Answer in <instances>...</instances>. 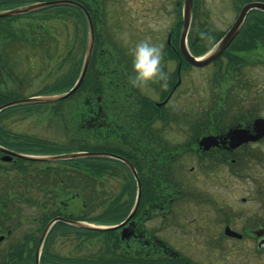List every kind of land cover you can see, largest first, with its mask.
Listing matches in <instances>:
<instances>
[{"label": "flooded vegetation", "instance_id": "obj_1", "mask_svg": "<svg viewBox=\"0 0 264 264\" xmlns=\"http://www.w3.org/2000/svg\"><path fill=\"white\" fill-rule=\"evenodd\" d=\"M74 1L83 9L69 5L66 10L72 30L67 32L63 48L59 47V39L63 40L59 34L64 30L59 24V10L42 8L0 16V107L4 105L0 110V264H195L190 255L172 247L164 237L186 241V235L192 232H186L180 218L175 219L184 210V204L190 202L193 206L196 202L197 211V203L202 200L211 207L221 204L216 202L218 184L221 182L225 189L228 180L224 182L225 176L219 178L218 171L226 168V176H246L248 149L264 138L230 149L229 131L234 126H248L254 134L250 127L252 112L232 113L227 123L225 116L230 115L229 111L201 112L190 120L183 109L186 74L191 69H201L188 66L180 49L181 30L177 29L178 23H182L185 0H116L113 6L108 0ZM34 2L0 0V12L18 10ZM251 3L264 4V0H193L191 23L196 24V31L190 30V37L219 41L235 24L243 6ZM225 6L231 13L221 15ZM209 7L215 8V15H210ZM112 8L116 19L110 23ZM88 17L93 26L91 49ZM214 23L226 26L221 28ZM144 39L162 49L166 87H162L164 81L159 77L141 87L129 82L130 49ZM89 50L85 87L81 93L67 98L69 126L78 135L73 131L68 136L73 135L70 141L85 145L87 141L99 143L93 147L100 153V178L103 183L110 178L118 185L113 197L117 207H90L85 199L81 206H74L79 205L76 192L63 193L68 196L58 202L57 191L43 194L42 184L37 182L35 190L28 191V187L34 186L26 176L25 100L43 94L46 89L51 94L57 92L59 55L69 57L71 73L78 70L73 86ZM250 52L264 62V11L258 8L247 12L222 58L228 67L244 69L251 62ZM241 55H247V59L243 60ZM43 62L48 65L44 67ZM48 83L44 90L37 88ZM178 99L176 107L174 102ZM215 104L216 101L212 106ZM206 136L217 137V144L207 149L199 146ZM188 154L195 166L187 170ZM47 164L44 175L50 174L45 171L49 169L57 178L58 162ZM187 171L196 173L193 181L187 180ZM79 178L84 182L90 179ZM139 184V204L134 208ZM258 189L262 191L261 187ZM260 194L263 196L264 192ZM130 201L132 206L128 207ZM261 201L264 207V197ZM241 202L246 203V199ZM177 203L179 208L174 207ZM234 215L206 208L197 215L201 224L196 231L211 232L214 238V232L220 228L215 242L227 238L245 243L242 258L247 264L252 252L261 259L264 235L256 237L254 231L264 230V221L257 217L251 225L249 217L244 221L242 237L235 238L226 234L227 228L234 230ZM171 222L177 223L179 237L175 236L176 231L173 235L166 232ZM208 248H213V244L208 243ZM210 261L207 264H215Z\"/></svg>", "mask_w": 264, "mask_h": 264}, {"label": "rangeland", "instance_id": "obj_2", "mask_svg": "<svg viewBox=\"0 0 264 264\" xmlns=\"http://www.w3.org/2000/svg\"><path fill=\"white\" fill-rule=\"evenodd\" d=\"M27 2H32L35 0H26ZM42 1H53V0H42ZM109 5L113 6L116 0H108ZM208 6V3H206ZM59 6V5H56ZM59 10L62 8H58ZM65 9V8H63ZM206 9V8H205ZM112 13L109 17V22H113L116 19V11L114 8L111 9ZM173 7L171 8V12L173 13ZM210 15H215L214 11L215 8H210ZM231 13L230 9L225 6L221 9V15H227ZM37 15V14H36ZM59 15V24L64 26L63 33L60 31V36L63 37V40L59 39V47L63 48L66 46L64 41L68 34L72 30V25L66 20V14H62L61 12L58 13ZM170 22L173 24L174 16L171 15ZM217 25L218 27L224 28L226 25L223 23H214L213 25ZM198 26V25H197ZM191 32L196 31V24L193 23L191 27ZM66 31V32H64ZM68 32V33H67ZM191 39L196 40L195 36L192 35ZM190 39V41H191ZM211 41L207 39H199L198 45L201 47H206L209 45ZM251 55H253L250 52ZM250 55L251 62L248 66L244 69L236 68L232 69V65L228 67V62L225 59L220 60L221 68L216 64H212L208 67L201 68V69H191L186 74V83H185V99L181 105L183 109L189 114V119L192 120L197 117L198 113L201 112H208L217 110V108L221 107V112L229 111L230 115L225 116V121L228 123L231 120V114H238L242 115L247 112H252L254 117L259 116L264 118V62L262 61L259 63L255 56ZM66 57V58H65ZM71 57V56H70ZM241 58L247 59V55H241ZM72 58V57H71ZM79 58V57H76ZM64 59L66 61H64ZM45 60L49 61V58H45ZM58 63V79L71 73L70 64L71 60L69 61V57L66 55H59L57 57ZM48 65L47 63L43 62V66L45 67ZM49 67H51L49 65ZM48 68V67H47ZM45 70V68H44ZM215 71H218L221 74L219 85L215 84L216 81L214 78ZM228 73L230 78L229 82H226L222 79L224 75ZM71 75V74H70ZM222 79V80H221ZM232 81V82H231ZM49 83L46 86H42L41 89L39 85L37 88L39 90H44L45 88L49 87ZM41 86V85H40ZM50 91V90H49ZM220 97L218 100L220 103L217 105L216 95ZM223 100H226L223 102ZM216 101V106L212 107L213 102ZM223 103V104H222ZM174 106H179V99L174 102ZM55 104H45V105H38V104H27L25 105L26 112V119L23 124V128L26 134V144H27V151H36L40 148H51L60 149L65 146V153H75L78 152L81 147L87 150V152H97L95 150L94 145H99L97 141H87L88 145L84 143H79L78 141H70L71 132L74 131V135L76 131L74 129H70L69 121H68V109L69 105L66 103L62 104V107ZM231 108V109H230ZM59 113V114H58ZM250 157L248 156L249 160V168L247 169V175L237 177L230 176L229 174L226 176V168L223 170L218 171L219 178L222 176L227 177L224 182H227L228 185L224 184V188H222V183L218 184L217 194L219 195V199H217V204L214 207H211L206 204V201L202 200L199 202L198 211L196 210L194 203L193 206H190V202L184 204V210L180 212V216H176V220L180 218L182 221V225H185L186 232L192 234L186 235V241L182 238V240L174 239L169 236H165L164 238L172 245V247L177 248L181 253H185L190 255V260L195 264H207L210 263V260H213L215 264H247L243 261L242 256L245 255L243 251H245V243L233 242L231 239L221 238L219 241L215 242L218 235L221 234V229L219 228L216 232H214V238L211 237V232L200 230L196 231V228H199L200 223V216L197 218V215H200L203 210L206 208L208 209H215L216 211L221 212H229L234 213V219L231 224L232 228L239 233L242 232L244 229V221L248 220L249 217L251 219V225H253L254 221L259 219L260 217L262 221H264V207L262 205L261 199L264 197L261 196L260 193L264 192V141L257 145H252L250 149ZM92 158H76L74 160L66 162H59V165L66 166L68 164L83 168L82 172L87 175L96 177L95 174L91 169H89V165L91 163ZM66 163V165H64ZM49 166L46 163H35L29 162L26 163V176L28 182L34 186V184L40 183L42 184V193L44 192H56L59 193L58 202L65 199L68 195H63V193H70V192H77L79 193V199L76 200L78 204L74 206H81L82 201L84 200L86 204L92 203L90 207L98 205L101 206V202L103 201L102 206H108L110 200L114 197L115 193L118 191V185L114 183L112 179H108L107 183H103L101 178L98 183L97 187H89L88 188L82 184L79 185L81 187L82 192L74 191L70 188L69 184L71 180H65L64 185H57L55 178L52 176L50 170L48 173L49 175H44V168ZM51 166V164H50ZM191 166H195L194 159L188 154L185 159V167L188 168ZM65 167V170H67ZM41 170V171H40ZM242 170V169H241ZM249 170V172H248ZM74 171V172H73ZM68 171L66 176H75L78 177L79 172L76 170ZM62 172V171H61ZM64 174V175H65ZM246 174V173H245ZM11 175H15V173H11ZM17 175V174H16ZM83 175V174H82ZM194 174H190L187 171V180L193 181ZM244 175V173H242ZM63 176L60 171H58V176L56 179H60ZM86 175H84L85 177ZM87 177V176H86ZM53 178V181H52ZM88 178V177H87ZM97 178V177H96ZM94 180V179H93ZM95 183V182H94ZM53 184V185H52ZM57 185V186H56ZM261 187L262 191L260 192ZM31 188V190H30ZM58 188V190H57ZM34 187H28V191H34ZM38 190V189H37ZM211 191H215L211 188ZM65 196V198H64ZM48 196L44 195V198ZM93 197V200L90 198ZM106 197V198H105ZM109 197V198H108ZM108 198V199H107ZM245 198L246 203H242L241 199ZM57 199V198H56ZM55 199V200H56ZM53 200V203L54 201ZM91 200V202H90ZM57 202V201H56ZM57 202V203H58ZM223 202H227L226 205H222ZM107 203V204H105ZM231 204V205H230ZM58 205V204H57ZM56 205V206H57ZM53 206V205H48ZM59 207L61 205H58ZM174 207H180L179 203L174 205ZM254 217V218H253ZM173 218V217H172ZM179 223V222H178ZM176 222H171L170 230H166V232H170L173 235V232L176 231V237H179L180 229L176 227ZM184 228V226H183ZM191 231V232H190ZM208 243L213 244V248H208ZM202 253L200 254V250ZM252 249V248H251ZM199 251V252H198ZM253 251V250H252ZM252 257H250V263L248 264H264V256L261 259L255 257L254 253H251ZM234 257V259H230V257Z\"/></svg>", "mask_w": 264, "mask_h": 264}, {"label": "water", "instance_id": "obj_3", "mask_svg": "<svg viewBox=\"0 0 264 264\" xmlns=\"http://www.w3.org/2000/svg\"><path fill=\"white\" fill-rule=\"evenodd\" d=\"M72 3L74 2L71 0L70 1L62 0V1L41 2V3H36V4L25 6L18 10H12L9 12L0 13V16L14 15L17 13L28 12L31 10H36V9H40V8L47 7V6L57 5V4H72ZM192 5H193V0H185V4L183 7V23H182V34H181L180 46H181L182 53L184 57L186 58L187 62L197 67H202V66H206L210 64L212 61H214L224 52V50L229 46L230 42L233 40L235 34L238 32L242 24L244 16L250 8L257 7V8L264 10V4H260V3L248 4L244 6L235 24L227 32V34L217 43V45L213 47L209 52L204 54L203 56L194 57L190 54L188 48L186 47V42H185L186 34L188 31L191 16H192ZM88 21H89L90 30H91V45H90V49H91L93 45V26H92V23L89 17H88ZM90 57H91V50H89V52L85 56L83 66L81 69V73L79 75L78 80L76 81L75 85L69 91L63 94H60V95H56V96L28 98L25 100V102L26 103H50V102H56L61 99H65L68 96H70L80 86L85 76V73L87 71ZM3 107H0V109ZM253 128L255 130V135H250L249 130L246 128L235 127L234 129L230 130L229 132L230 148L238 147L239 145L246 143L249 140H256L261 137H264V119L263 118L256 119L253 122ZM216 144H217V137L215 136L203 137L199 142V146H203L205 149L209 148L210 146L216 145ZM98 155L99 153L82 152V153L65 154V155H57V156L56 155L55 156H29L28 155L26 156V158L28 160H34V161H54V160H63V159H70V158H77V157L98 156ZM139 189H140V186H139ZM137 204H138V201H136L135 207L137 206ZM226 234L232 237H238V238L241 237L240 234H238L235 231L230 230L229 228L226 229ZM254 234L257 237H261L264 235V230H261V229L256 230L254 231Z\"/></svg>", "mask_w": 264, "mask_h": 264}, {"label": "trees", "instance_id": "obj_4", "mask_svg": "<svg viewBox=\"0 0 264 264\" xmlns=\"http://www.w3.org/2000/svg\"><path fill=\"white\" fill-rule=\"evenodd\" d=\"M35 1H38V0H35ZM77 1H80V0H77ZM59 8H67V6H61ZM179 26H180V23H179ZM190 43H191V51H192V53L194 55H196V56H199V55L205 53L208 49H210L213 46V44L215 43V41H211L209 43V45L206 46V47H201L200 45H198L197 44L198 43V40H194V39L192 40L191 39ZM64 61H66V60L64 59ZM70 74H71V76H70ZM70 74H67V75H65V76H63V77H61V78L58 79V89H57V93H59V94L60 93H63L65 91H67L72 86L73 82L75 81V79L77 77L78 70H75L74 73H70ZM85 84L86 83H85V80H84L82 82L80 88L76 91V93H81L82 90L85 87ZM92 89H94V88H92ZM66 102H67V99L60 100V101L57 102V106L60 105L62 107V104L63 103H66ZM236 122H238V120H236ZM80 147L81 148L79 150H77V151H84L85 150L84 148H86V147H83V146H80ZM64 149L65 148H60V149H54V150H52L51 148H40V149H38L36 151H27V152L28 153H31V154L51 155V154H61V153H64L65 152ZM95 150H97V148H95ZM64 162L69 163V161H63V163ZM88 167L93 171V173L96 176L100 175V173H101V166L99 164V158H92L91 163H90V165ZM66 169L67 170H65V168L63 166H60L59 167V171H60V173L63 174V176L60 177L59 181L57 179V185H59V184L60 185H64L65 182H66L65 180H71V182L69 184L70 188H72V190H74V191H80V193H81L82 192L81 187L84 186L83 179L82 178H79V177H75V176H71V177L70 176H66L65 173H67L69 171V168H66ZM72 170H75V169H72ZM45 171L48 172V169H46ZM97 183H98L97 180H95V179L93 180L92 178H90L89 179V182L85 183V186L87 188H88V186L91 187V188H93V187H97L99 185V183H98V185H97ZM80 184H82L83 186L79 187ZM143 188L145 189V185H143ZM57 190H58V188H57ZM90 198L93 200V197H90ZM90 202H91V200H90ZM91 204L92 203H90V206H91ZM102 204H103V201L101 202V206H102ZM117 204H118L117 203V200L116 199H113L109 203L108 206L109 207H117L118 206ZM131 204L132 203L130 201L127 206L128 207H131ZM98 205H96L95 207H99ZM92 207H94V206H92Z\"/></svg>", "mask_w": 264, "mask_h": 264}, {"label": "clouds", "instance_id": "obj_5", "mask_svg": "<svg viewBox=\"0 0 264 264\" xmlns=\"http://www.w3.org/2000/svg\"><path fill=\"white\" fill-rule=\"evenodd\" d=\"M131 72L129 82L134 87H141L154 78H161L166 87V73L162 68V49L150 39L136 42L130 49Z\"/></svg>", "mask_w": 264, "mask_h": 264}]
</instances>
